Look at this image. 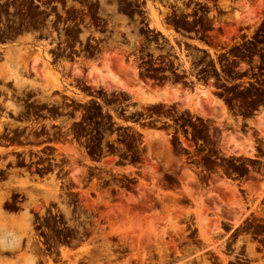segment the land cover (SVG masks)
<instances>
[{"label": "flooded vegetation", "instance_id": "flooded-vegetation-1", "mask_svg": "<svg viewBox=\"0 0 264 264\" xmlns=\"http://www.w3.org/2000/svg\"><path fill=\"white\" fill-rule=\"evenodd\" d=\"M213 46L216 59L205 49ZM254 52L264 55V0H0V187L67 177L69 156L59 146L101 157L103 145L96 149L88 134L90 113L119 121L121 93L138 81L149 88L171 78L242 79ZM79 129L84 135L75 136ZM250 158L260 167L249 173L264 182V157ZM207 188L200 192L211 202L208 227L185 219L181 252H122L120 236L99 229L90 203L24 200L20 187L0 201V264H264V183L229 185L236 203L224 200L229 191ZM5 220H20L18 233Z\"/></svg>", "mask_w": 264, "mask_h": 264}, {"label": "rangeland", "instance_id": "rangeland-1", "mask_svg": "<svg viewBox=\"0 0 264 264\" xmlns=\"http://www.w3.org/2000/svg\"><path fill=\"white\" fill-rule=\"evenodd\" d=\"M221 35L227 38V31ZM215 48H205L212 59H216ZM190 54L201 61L204 57ZM253 54L251 72H244L242 79L209 77L191 79L189 84L171 78L149 88L138 81L136 90L121 93L119 121L94 120L100 113H90L93 120L88 134L96 149L103 145L101 157L84 159L76 145L59 146L69 156L67 177L51 174L43 179L10 180L0 187V201L17 196L12 191L21 187L24 200L88 202L95 207L99 229L120 236L122 252H181L185 219H196L202 232L208 227L205 217L211 202L202 200V187L229 191L223 194L224 200L236 203L238 197L229 185L264 183L249 173L260 167V161L250 157H264V71H260L264 55ZM258 59L263 66L256 65ZM255 67L257 71L252 72ZM202 94L208 96L206 103L221 105L212 107L209 101L205 109H192L190 100ZM148 98L154 102L142 104ZM254 110L260 111L256 117H252ZM74 135L84 134L79 129ZM238 146L249 155L232 153ZM60 185L76 190L53 191ZM20 220H5L6 230L18 233ZM1 233L5 234L2 227Z\"/></svg>", "mask_w": 264, "mask_h": 264}, {"label": "bare ground", "instance_id": "bare-ground-1", "mask_svg": "<svg viewBox=\"0 0 264 264\" xmlns=\"http://www.w3.org/2000/svg\"><path fill=\"white\" fill-rule=\"evenodd\" d=\"M198 95V94H197ZM196 95V96H197ZM206 97H208L207 95H205L204 96V94H202V96H197V98L196 99H194V100H190L191 101V108L192 109H203L204 108V106L210 101H207V103H206V101H205V99H206ZM211 99V98H210ZM154 102V100L153 99H150V98H148V100H143L142 101V104L144 103V105L145 104H150V103H153ZM214 103V104H213ZM216 102H211L210 101V104H208V105H210V106H212L213 107V105H215V106H220L221 104H219V102H217L218 104H215ZM205 109V108H204ZM232 143V142H231ZM237 143V142H236ZM236 143H235V147L237 146L236 145ZM239 144V143H238ZM242 145V144H241ZM240 146H238L237 147V150H236V148L235 149H233V152L232 153H235V154H239V155H249L247 152H245L244 150H243V147L242 148H239ZM234 148V147H233ZM7 233H11V232H9V231H6Z\"/></svg>", "mask_w": 264, "mask_h": 264}]
</instances>
